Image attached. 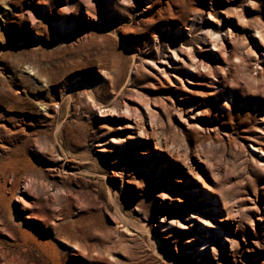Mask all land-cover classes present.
I'll return each instance as SVG.
<instances>
[{
  "label": "rangeland",
  "instance_id": "rangeland-1",
  "mask_svg": "<svg viewBox=\"0 0 264 264\" xmlns=\"http://www.w3.org/2000/svg\"><path fill=\"white\" fill-rule=\"evenodd\" d=\"M0 264H264V0H0Z\"/></svg>",
  "mask_w": 264,
  "mask_h": 264
}]
</instances>
